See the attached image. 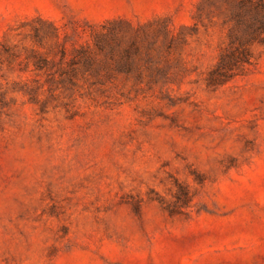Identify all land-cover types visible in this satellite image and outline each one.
Returning a JSON list of instances; mask_svg holds the SVG:
<instances>
[{"label":"rangeland","instance_id":"374dc122","mask_svg":"<svg viewBox=\"0 0 264 264\" xmlns=\"http://www.w3.org/2000/svg\"><path fill=\"white\" fill-rule=\"evenodd\" d=\"M233 1L0 0V264H264V31Z\"/></svg>","mask_w":264,"mask_h":264},{"label":"trees","instance_id":"16d2710c","mask_svg":"<svg viewBox=\"0 0 264 264\" xmlns=\"http://www.w3.org/2000/svg\"><path fill=\"white\" fill-rule=\"evenodd\" d=\"M233 4L239 8L234 15L237 29L249 36L264 31V0H234ZM251 63V56L246 47L229 48L220 55L214 74L220 79H226L238 74Z\"/></svg>","mask_w":264,"mask_h":264}]
</instances>
